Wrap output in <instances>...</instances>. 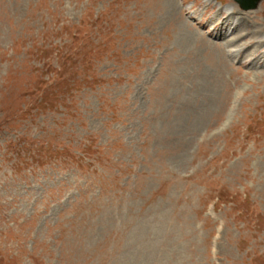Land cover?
I'll return each mask as SVG.
<instances>
[{
    "label": "rangeland",
    "instance_id": "1",
    "mask_svg": "<svg viewBox=\"0 0 264 264\" xmlns=\"http://www.w3.org/2000/svg\"><path fill=\"white\" fill-rule=\"evenodd\" d=\"M221 1L0 0V264H264V0Z\"/></svg>",
    "mask_w": 264,
    "mask_h": 264
},
{
    "label": "water",
    "instance_id": "2",
    "mask_svg": "<svg viewBox=\"0 0 264 264\" xmlns=\"http://www.w3.org/2000/svg\"><path fill=\"white\" fill-rule=\"evenodd\" d=\"M240 1H245V0H240ZM254 5H256L255 2H251V3H250V6H254Z\"/></svg>",
    "mask_w": 264,
    "mask_h": 264
}]
</instances>
